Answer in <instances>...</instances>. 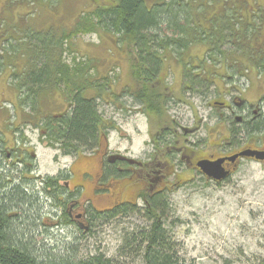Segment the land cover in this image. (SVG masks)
<instances>
[{"label":"rangeland","instance_id":"obj_1","mask_svg":"<svg viewBox=\"0 0 264 264\" xmlns=\"http://www.w3.org/2000/svg\"><path fill=\"white\" fill-rule=\"evenodd\" d=\"M113 1L17 0L10 4V0H0V40L8 36L11 39V35H16L17 39L11 40L14 47L8 46L11 53L7 59L9 62L5 56L0 57V62H8L5 71H0V131L7 127L3 133L9 140L14 133L16 139L21 137V131L24 132L22 138L30 143L29 149L34 148L38 156L35 162L38 168L32 174L44 178L48 175L58 176L57 173L78 176L77 170H80L82 162L80 159L76 162L74 156H64L59 148L48 147L41 137L45 121H41V118L55 117L68 111L71 92L67 85L57 84L52 89L43 90L37 107L38 115L33 123L26 125L22 120L37 113L22 104L27 92L24 90L18 98L17 91L10 83H20L16 82L14 75L29 72L34 64L42 67L46 58L43 53L36 55L30 52L33 49H29L32 45L29 38L22 41L28 46L18 48L16 43L23 36L25 38L29 31L30 34H39L43 42L52 39H60V42L63 38L61 49L54 48L55 58L63 68L67 65L71 73L80 63H87L86 66L91 68L86 73L87 80L84 79L85 88L89 86L84 95L96 100L104 123L110 128L113 126L108 134V145L104 147L112 155L148 161L154 151L152 140L157 132L174 123L180 130L196 131L194 136H187L188 144L201 146L200 152L202 149L208 151L211 142H220L224 138L226 125L220 121V115H227L228 112L222 110L218 103H231L234 98H242L255 105L259 104L264 94V74L259 66L261 55L246 56V51L235 45L238 34L234 33L233 27L239 31L240 26H232L233 13L230 10L220 11L223 0H198L195 1L194 10L203 14L202 23L206 29L213 26L212 20L216 19L217 14L227 13L230 16L229 20L224 21L223 15L220 21L231 24L223 32L225 41L221 44L220 52L224 55L218 51L211 52L207 45H195L191 49L189 54L194 61L191 60L190 65L194 69L197 67L195 73L202 80L209 77L212 81V84L192 90H185V72L175 59L169 57L160 75L164 82L161 87L166 94L165 109L162 115H151L146 105L137 103L134 96L140 86L133 77L135 51L131 46L119 42L109 33L74 34L80 17L95 12L99 7L109 6ZM247 1V11L243 12L248 17L256 16V20L249 19V22L264 32V0ZM108 77H111V81L105 83L103 79ZM79 82H83V79L80 78ZM17 124L18 129L12 132ZM176 162L178 165L179 160ZM178 170L185 182L178 184L175 178L169 179L173 192L170 191L169 196L171 206L166 229L171 236L170 244L175 247L181 261L184 264H264V164L244 161L223 184L209 182L202 175L189 173L183 167ZM40 183H35L38 189H41ZM122 184L113 187L112 194L121 192L120 196H114L117 200H125L132 195L127 188L122 190ZM174 184L179 185L176 190H173ZM88 195L93 204L102 210L111 207L115 199L109 196L97 199L92 191ZM41 202L46 204L43 200ZM38 203L31 205L32 212L28 215L37 217L40 214L37 217L40 229L32 226V222L29 224L30 232L19 228V225L17 228L22 233L25 231L28 237L34 236L38 241L37 250L42 255L47 252V255L68 258L70 252L67 249L71 251L70 246H75L71 256L74 253L77 259L103 255L119 261V264H142V259L135 255L140 242L138 236L150 226L142 213H131L127 218L115 221L103 219L93 227L91 233H79L73 238L65 236L64 229H56V225L48 227L60 219L52 218L50 204L45 207Z\"/></svg>","mask_w":264,"mask_h":264},{"label":"trees","instance_id":"obj_2","mask_svg":"<svg viewBox=\"0 0 264 264\" xmlns=\"http://www.w3.org/2000/svg\"><path fill=\"white\" fill-rule=\"evenodd\" d=\"M15 1L17 0H10V4ZM195 1L198 0L191 2L185 0H114L111 5L99 7L95 12L85 13L80 17L74 34L87 35L104 32L112 34L119 42L128 43L135 51L132 59L134 61L132 72L136 84L140 86L139 91L134 93L136 102L141 105L145 104L151 115H162L166 105V94L161 87L164 82L160 75L164 72L163 67L166 66L169 57L175 59L183 69L182 71L185 72L183 78L186 83L185 90L212 84L209 77L202 80L196 74L197 72L195 73L197 67L194 69L190 65L194 58L189 53L195 45H207L211 52L218 51L224 55L223 52H220V47L225 41L223 32L227 25L231 26L232 24L234 26L236 24L240 26L239 31H235V27H233L234 33L237 32L238 34L235 45L240 47V50L246 51L247 55L244 53L246 56L261 55L259 66H261L264 74V32L249 22V19L256 20V16L255 18L253 16L248 17L247 13L243 12L244 10L247 11L246 4L248 1L223 0L222 3L224 4L221 5L220 11L230 10L233 13L231 17L234 19L231 22L234 21V23L223 24L230 16L227 13L225 15L217 14L216 19L212 20L213 26L209 29H206L202 23L203 14L194 10ZM219 7H217L218 10ZM223 15L224 21L221 23ZM25 35V38L23 36L16 43L18 48L22 45L28 46L26 42L22 41L29 38V42L32 43L29 49H33L30 52L36 55L40 53L46 55L42 67L34 64L29 72L20 75L21 78L14 75L17 78L15 79L16 82L20 81V83H16L17 85L10 83V86L17 91L18 98L24 90L27 92V97L22 103L25 108L37 113L41 93L48 88H54V85L63 83L68 86L69 92H71L69 109L66 113L55 115V117L44 116L45 118L40 119L41 121L45 120L41 137L47 142L48 147L59 148L64 156H90L99 152L100 148L107 147L108 134L113 126L110 128L104 123L96 100L84 95L89 87L85 88L84 79L87 80L86 73L91 68L86 66L87 63H80L71 73L67 65H64L65 68L62 67V64L57 60L58 58H55V49L56 47L61 49L60 42L63 38L60 42V39L43 42L39 34H30L29 31ZM11 36L13 38L10 39L8 36L7 39L0 40V57L5 56L6 60L11 54L8 46L14 47L11 40H17L16 35L15 37ZM188 61L189 63H187ZM8 62L4 60L0 62V71L3 72ZM80 78L83 79V82H79ZM103 80L108 83L111 81V77ZM103 87L105 88L106 85L104 84ZM37 115L38 113L31 117H23L22 120L24 124L29 125L33 123V119ZM38 122L35 124L36 126ZM174 124H172L173 126L169 125L162 132H157L152 140L153 158L156 159L157 173L155 176H151L153 182H150L148 177V179L146 178L147 182L144 181L143 183L141 197L144 200V208L139 209L138 206L125 207L124 210L114 212L112 215L114 218H111L114 220L117 217L127 218L131 213L137 212L142 213L143 218L147 219L150 226L139 233L140 242L135 253L137 258L142 259V264H184L178 257L175 247L171 246V236L168 235L166 229L171 206L169 196L172 185L169 179L175 178L179 182L178 184L185 182L181 178L179 167H183L189 173L195 171L188 166L189 159L195 160L197 156H195V148L190 143L188 144L187 136H194L196 131L180 130V127ZM252 126L251 130H247L250 131V134L264 129V122H255ZM18 127L17 124L12 132ZM20 133L21 135L18 133L20 136L24 135V132L21 131ZM2 139H4V133L0 132V142ZM17 139L20 137H16ZM4 154L0 149V264L120 263L103 255L77 259L76 254L73 253L71 256V251L75 246H70L71 251L67 249L70 252L68 258L52 254L47 255V252L42 255V252L37 250L38 241L34 239V236L28 237L29 235H25V231L22 233L17 225L19 228H25L26 231H29V224L32 222V226L40 229L41 226H38L39 219L37 218L40 217V214H37V217L32 215L29 217L28 215L32 212L31 205L38 202L45 207L50 204L53 216L58 213V207L55 205L56 202L51 191L57 190L59 177H47L45 181H40L41 189H38L36 185L38 181H23L20 170L8 165L7 156ZM177 160H179L178 165L176 164ZM162 164L170 166L162 167ZM61 175L63 176V174ZM154 186H157V189H153ZM177 186L179 185L174 184L173 190H176ZM41 200L46 204H43ZM97 216V223L103 219L111 220L104 215L97 214ZM21 218L23 222L20 221ZM65 220L61 222V227L58 228L64 229L65 236L75 238L76 234H84L83 230L71 228Z\"/></svg>","mask_w":264,"mask_h":264},{"label":"flooded vegetation","instance_id":"obj_3","mask_svg":"<svg viewBox=\"0 0 264 264\" xmlns=\"http://www.w3.org/2000/svg\"><path fill=\"white\" fill-rule=\"evenodd\" d=\"M218 105L221 106L222 110L228 112L227 115H220V121L226 125L225 133H223L224 138L220 142H211L209 145L210 150L208 151L201 148L202 150L200 152L201 146L193 144L195 156L198 157H196L197 160L186 157L189 159V168H193L195 170L194 173L202 175L209 182L214 180L208 179L202 170L198 168V164L201 161H208L210 163L221 161L225 172L229 174L226 180L234 175L244 161H256L264 164V161H258L256 158L241 156L245 151L264 154V129L253 134L247 131L252 129L251 127H253L252 125L255 122H264V94L259 104L255 105H252L242 98H234L231 100V103L222 102L220 104L218 103ZM3 129L0 132L3 133ZM14 138L15 134H13L11 140L4 134V139L0 142V149L7 156L8 165L17 167L20 170L19 172L23 175V181L29 180L36 182L45 181L47 177H59L57 182L58 188L56 187L57 190L51 191V188H49V191L53 193L52 196L55 199V205L58 207V213L52 216V218L60 220L57 223L49 224L48 227L56 225V229H58L61 227V222L66 219L65 221L71 228L83 230L84 233L89 234L97 224V214L111 219L114 212L124 210L125 207L138 206L139 209L144 208V200L141 197L143 194L141 193L143 183L144 181L147 182L146 178L148 179V177L149 181L153 182L151 176H155L157 173L156 159L153 158L154 151L148 158V161L131 160L124 155H112L111 152H108L103 147L98 150L99 152L93 155L91 154L90 156H74L76 162L79 159L82 162L80 170H77V173H79L78 176L70 173L69 176H62L60 173H57L58 176L48 175L44 178L36 173L32 174L38 168V164H35L38 156L34 148L29 149L30 143L26 139L24 140L22 136L17 140ZM45 143L47 144V142ZM167 165L162 164V167H167ZM31 176L35 177L31 178ZM226 180L222 183L216 181L214 183L223 184ZM121 183H124L122 184L124 185L122 190L127 188L132 193L125 200H120V198L117 200L115 198L120 196L121 192L112 194L113 187L120 186ZM152 188L157 189V186ZM89 191H92V194L97 199H103V196H109L110 198L115 196L112 206L103 210L98 209L93 204V200L88 198ZM139 203L141 206H139ZM115 220L111 219L109 221Z\"/></svg>","mask_w":264,"mask_h":264},{"label":"water","instance_id":"obj_4","mask_svg":"<svg viewBox=\"0 0 264 264\" xmlns=\"http://www.w3.org/2000/svg\"><path fill=\"white\" fill-rule=\"evenodd\" d=\"M242 157H249V158H256L258 161H264V154L260 152H250L245 151L241 154ZM198 168L202 170V172L207 176L208 179H213L217 182H222L223 180L227 179L228 173L225 172L224 168L222 167V162H208V161H201L198 164Z\"/></svg>","mask_w":264,"mask_h":264}]
</instances>
